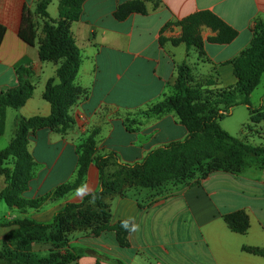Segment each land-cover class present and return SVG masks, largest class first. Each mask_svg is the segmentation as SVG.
I'll list each match as a JSON object with an SVG mask.
<instances>
[{"label":"crops","instance_id":"0c3cea01","mask_svg":"<svg viewBox=\"0 0 264 264\" xmlns=\"http://www.w3.org/2000/svg\"><path fill=\"white\" fill-rule=\"evenodd\" d=\"M38 1L0 0V25L6 29L0 46V95L21 86L17 76L20 66L33 71L30 82L35 86L25 106L7 109L2 137L9 122L15 124L17 117L51 114V105L43 96L48 81L56 77L58 65L40 57L45 20L37 13ZM134 1L85 0L80 20L72 25L82 55L76 78L81 94L69 109L71 122L67 126L30 133L29 152L35 165L23 193L25 199L50 197L73 181L80 146L94 132L98 153H116L119 163L124 164L141 162L150 151L185 139L188 131L176 114L149 117V109L174 93L179 67L185 62L205 88L207 82L213 83L210 90L234 86L237 78L232 62L251 46L255 24L264 22V0H152L145 2L146 14L131 12L119 19V8ZM25 9L35 15L34 46L20 37ZM201 11L216 14L239 33L232 43L219 45L207 42L214 34L205 29L202 58L197 51H188L184 43L173 44V39L181 37L180 27L164 29ZM47 13L52 20L59 18V0H51ZM263 81L264 75L259 87ZM263 99L264 94L260 105L254 107L260 108ZM14 128L8 146L18 134ZM244 129L248 130L249 144L264 147V120L252 122L249 114ZM111 164L113 161L109 167ZM9 167L14 168L12 161ZM5 187L0 175V193ZM99 189L100 173L92 164L80 190L58 200L47 199L38 211H19L5 203L0 250L16 228L4 226L3 220L32 217L47 223L67 204H79ZM104 202L110 205L115 228L77 239L75 248L85 250L73 264H264V256L245 251L264 249V155L247 152L238 171L220 170L205 178L195 171L191 179L167 182L158 189L123 185L107 191ZM239 210L250 219L246 234L233 232L224 219ZM121 223L130 225L128 234L116 228ZM123 237L121 244L118 239ZM0 264L4 262L0 260Z\"/></svg>","mask_w":264,"mask_h":264},{"label":"trees","instance_id":"16d2710c","mask_svg":"<svg viewBox=\"0 0 264 264\" xmlns=\"http://www.w3.org/2000/svg\"><path fill=\"white\" fill-rule=\"evenodd\" d=\"M152 0H136L126 6H121L117 17L124 19L131 12L146 14L145 2ZM85 0H59V18L52 20L47 13L51 0H39L37 13L45 20L43 38L40 40V57L47 62L58 65L56 77L50 79L44 92V100L51 105L48 117H17L16 128L18 134L10 145L0 150V175L4 177L6 187L0 193V201H4L9 208L19 211H38L47 200H58L80 190L84 184L89 168L94 164L100 173V189L84 197L79 204L69 203L58 211L50 223L37 222L31 219L14 221L22 232H30L36 238L47 240L46 231L51 230V241H63L59 235L75 216V221H91L84 207L93 202L98 208L97 220L101 223L97 232L112 231V214L110 205L104 202L109 190H116L123 185H139L143 188L158 189L167 182L186 181L193 178L195 171L204 164L208 170L202 173L205 178L216 171H238L243 165L244 153L264 155V147H256L241 138L231 135L223 129L221 122L232 115L238 106H245L252 122L264 120V99L260 108L251 103V95L259 87L264 75V22L258 21L254 27V40L249 48L244 50L233 62L234 74L237 82L234 86L210 90L213 83L203 84L195 80L193 67L184 63L179 67L174 93L153 105L147 115L160 117L176 114L179 122L185 126L188 136L183 140L173 141L160 146L148 153L143 161L134 164L119 163L116 153L101 155L98 153L94 132L80 146L79 168L75 179L54 191L50 197L29 200L23 197L31 180V171L35 160L29 152L30 133L45 128L57 129L67 126L71 119L69 109L76 103L81 89L76 85L82 55L72 32L74 22L80 20ZM177 26L181 28V37L173 39L175 45L186 44L188 51L195 50L202 58L205 56V40L203 31L209 29L214 35L207 38L212 44L227 45L239 35L238 31L210 11H201L186 17L181 21L171 22L165 30ZM35 15L25 9L20 37L30 46L36 41ZM6 29L0 25V46ZM164 39H161L163 43ZM17 76L21 86L0 95V135L6 131L7 109H21L35 92V86L30 82L33 71L25 66L17 68ZM130 128V127H129ZM247 128V126H246ZM131 130V129H130ZM13 162L14 168L9 164ZM119 167L118 173L108 176L107 170L111 162ZM218 165L214 169V164ZM196 184V183H195ZM198 184V183H197ZM226 223L235 233L246 234L250 228V219L244 210H239L224 216ZM89 223V222H88ZM123 228L124 234L130 231L128 223H121L116 228ZM42 232V233H38ZM55 232V233H54ZM15 235H8L0 250V260L5 264H73L83 254H66L40 258L33 253L26 243V234L22 233L18 239ZM20 242L16 247L10 246ZM124 243V237L118 239ZM33 241L38 239L33 238ZM245 251L264 256V249L245 248ZM96 264H100L98 261Z\"/></svg>","mask_w":264,"mask_h":264},{"label":"rangeland","instance_id":"374dc122","mask_svg":"<svg viewBox=\"0 0 264 264\" xmlns=\"http://www.w3.org/2000/svg\"><path fill=\"white\" fill-rule=\"evenodd\" d=\"M206 82L207 81H205V83ZM253 93L254 95H253V99L251 100V103L253 106H259L261 98L264 94V81H263L262 86H260L258 90L254 91ZM248 123H249V111L247 110L245 106H238L233 110V113L231 116L225 118L221 122V126L223 127L224 130L229 132L231 135L241 138L247 142L246 135L248 133V130L244 129V126L247 125ZM15 126L16 124H14L11 121L9 122L6 136L5 137L0 136V147L6 148L8 146L7 145L8 138L12 136L13 131L15 130L14 128ZM133 128L134 127H131L130 129L132 130ZM257 141L259 140L257 139ZM206 165L204 164L202 167L198 168L196 171H200L202 174L203 172H205V170H208L207 167H209V164L207 165V167ZM217 165L218 163L216 162L213 166L214 169ZM119 170H120L119 167L116 165V163L113 162V164H111V166L107 170L108 176L111 177L112 175L118 173ZM2 207H4V209H7V206L5 202L3 201L0 202V219H2L5 216V213H4L5 210ZM84 212H86V214L89 217H91L90 219L91 221H87V223H85L84 220L75 221V216L72 218H69L68 224H66L65 228L62 229L63 231L59 233V235L63 237L64 240L63 241L60 240L57 243L51 241L52 236L55 235V234H52L51 230L46 231L47 240H42V239L36 238V235L34 233L22 232L18 224L6 225L14 221H22L26 218H23L21 220H14V221L3 220L2 222L4 226H15L16 227L9 233L10 235H15L14 239L17 240L18 237L22 235V233L26 234L25 240H27V238L32 239L31 242L26 243V246H29V249L33 253L37 254L40 258L63 256L69 253H72L75 255L81 252L84 253V250H85L82 248H75V241H77V239H80V237L84 238L89 234H95V236H98L100 235V233H102L100 232L97 234V232L100 230L101 223H98V220H97L98 219L97 218L98 208L96 204L93 202H89L84 207ZM28 219L35 220L32 217H28ZM35 221L39 222L38 220H35ZM50 222H47V223H50ZM38 233H42V232H38ZM33 238L38 239V241H33ZM16 240L13 244L11 243L9 244L10 246H12V248L16 247L17 244H20V242H17Z\"/></svg>","mask_w":264,"mask_h":264}]
</instances>
